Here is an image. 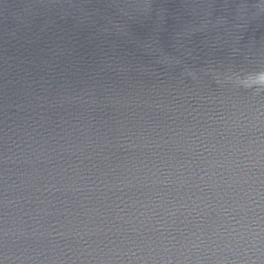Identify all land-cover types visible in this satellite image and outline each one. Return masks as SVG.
Segmentation results:
<instances>
[{"label": "water", "instance_id": "1", "mask_svg": "<svg viewBox=\"0 0 264 264\" xmlns=\"http://www.w3.org/2000/svg\"><path fill=\"white\" fill-rule=\"evenodd\" d=\"M0 264H264V0H0Z\"/></svg>", "mask_w": 264, "mask_h": 264}]
</instances>
